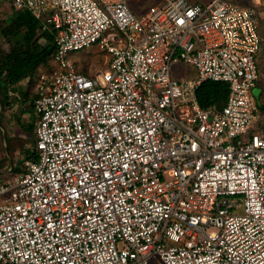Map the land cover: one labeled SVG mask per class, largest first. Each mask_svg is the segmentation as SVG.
Here are the masks:
<instances>
[{
	"label": "built area",
	"instance_id": "built-area-1",
	"mask_svg": "<svg viewBox=\"0 0 264 264\" xmlns=\"http://www.w3.org/2000/svg\"><path fill=\"white\" fill-rule=\"evenodd\" d=\"M3 1L53 30L55 50L35 79L37 156L0 176V264H264L263 39L248 0L140 14L128 0ZM94 47L107 65L86 75L70 53ZM206 80L227 83L221 108L200 106Z\"/></svg>",
	"mask_w": 264,
	"mask_h": 264
},
{
	"label": "trees",
	"instance_id": "trees-1",
	"mask_svg": "<svg viewBox=\"0 0 264 264\" xmlns=\"http://www.w3.org/2000/svg\"><path fill=\"white\" fill-rule=\"evenodd\" d=\"M16 13L12 19L13 30L11 29V32L17 40L11 44L10 50L1 62L4 71L3 77H0V97L4 105L8 102V88L25 79H28V84L35 82L39 69L49 66L55 50L53 30H41V23L28 11L23 10ZM228 92L226 82L206 80L198 86L196 96L203 108L213 105L221 108L226 102ZM31 97L33 100L36 92ZM32 129L33 126L32 128L30 126V130ZM36 156V151H34L33 158ZM29 157L30 155L27 156Z\"/></svg>",
	"mask_w": 264,
	"mask_h": 264
},
{
	"label": "rangeland",
	"instance_id": "rangeland-1",
	"mask_svg": "<svg viewBox=\"0 0 264 264\" xmlns=\"http://www.w3.org/2000/svg\"><path fill=\"white\" fill-rule=\"evenodd\" d=\"M163 0H128V4L129 6L133 9V11L136 14H140L142 12H144L150 5L162 2ZM189 1H197L199 3H207L210 0H189ZM229 1H240V0H229ZM246 5L252 7L255 9V11L258 12V16H259V34L264 37V0H248V2H246ZM23 10H18L16 12H21ZM12 19L10 20H5L4 17H2V15L0 14V77H3V69H2V65L1 62L4 58V56L8 53V51L10 50L11 44L14 43V40L16 41V37L14 36V34L11 32L13 30L12 28ZM12 29V30H11ZM17 35V34H16ZM19 35H21L19 33ZM261 52L264 54V42H262V50ZM261 52L259 53V55L261 54ZM70 58L75 62V64L79 67V70L81 72H83L86 75H94L95 73H97L100 70H103L106 68V57L104 55V53L102 51H100L97 47H94L92 49H81L78 51H74L70 53ZM49 66H50V62H49ZM48 66V67H49ZM47 67V66H46ZM172 70H174V76L178 77V78H185L187 75L190 76L192 75V73H194V69L190 66H183L182 64H173L172 65ZM176 70V71H175ZM187 72V74H186ZM259 74H260V83L262 85H264V63H263V67L262 65L259 66ZM259 80V79H258ZM34 81L32 83H29L27 85H29V95L30 97L34 94V92H36L35 89V85H34ZM257 86H255L254 88H252L251 92L252 94L255 96L256 99H260V95H261V85L258 84L257 81ZM8 110V111H6ZM6 113V118H9V121L14 124V117L12 118V114L16 111L15 110H10L6 108V105H4V109L2 111L1 115L5 116ZM18 113V111H17ZM16 116V114H15ZM20 124H21V128L23 129V131L25 130L26 132H28V138L25 137L22 139H15L16 141H12V143H16L15 145H21V149L22 150H26L28 149L29 151L28 154L30 155L29 158H25L21 159V156L23 158L24 153L19 154V161H16V166L15 169H13L12 172H10V176L9 178H12L14 176H19L21 174H24L26 172V165H25V161L32 159L33 158V152L35 151V147H34V136L31 134L29 130L27 129L28 127V123L31 122V128L35 123V115L33 113H31V115H28L27 111H21L20 116L17 117ZM32 132V130H31ZM23 136V135H22ZM14 145V146H15ZM12 146V145H10ZM0 149H2V134H1V130H0ZM4 157L0 156V160H2ZM5 161V159H4ZM5 170H7V167H4ZM150 263L151 264H159L157 261L156 257H151L150 258Z\"/></svg>",
	"mask_w": 264,
	"mask_h": 264
},
{
	"label": "crops",
	"instance_id": "crops-1",
	"mask_svg": "<svg viewBox=\"0 0 264 264\" xmlns=\"http://www.w3.org/2000/svg\"><path fill=\"white\" fill-rule=\"evenodd\" d=\"M0 14L2 15V17H4L5 20L8 21L9 19L10 20L13 19L17 13L10 6V4H8L7 2L3 0H0ZM262 39L264 42V37H262ZM258 62H259V66L262 65L263 67L264 54L262 52L258 57ZM260 80L261 78L259 77L258 84L261 85V92H264V85L260 83ZM27 84H28V79H25V80L19 81L11 85L8 88V93H7L8 102L6 103L7 104L6 108L16 111V113L14 112L11 116L12 118L14 117L15 119L14 124H12L9 121L10 116L6 118L5 112H4L5 116L0 115V130L2 134V149H0V156L1 157L5 156V158L0 160V176H5L8 178L11 175L10 172H12L13 169H15L16 161H19L18 160L19 154L24 153L23 158L21 156V159H24V156L27 159V156L29 155L28 152H26V151H29L28 149L22 150L21 145L18 146V145H15L16 143H12V141H16L15 139H22L24 138V135L26 138H28V135H29L28 132H26L25 130L23 131V129L21 128L22 126L17 118L18 116H20L21 111H27L28 115H31V113L34 114L33 108L31 105L32 97H30L31 94L29 95L30 88H29V85ZM259 110H260L259 120L261 121L264 119V104H259ZM35 120H36V116H35ZM30 126H31V122L28 123L27 129H30ZM29 132H30V135L32 134L34 136L33 129H32V132L31 130H29ZM5 166L7 167V170H5L4 168Z\"/></svg>",
	"mask_w": 264,
	"mask_h": 264
},
{
	"label": "water",
	"instance_id": "water-1",
	"mask_svg": "<svg viewBox=\"0 0 264 264\" xmlns=\"http://www.w3.org/2000/svg\"><path fill=\"white\" fill-rule=\"evenodd\" d=\"M3 109H4V105H3V101L0 97V115L2 114Z\"/></svg>",
	"mask_w": 264,
	"mask_h": 264
}]
</instances>
